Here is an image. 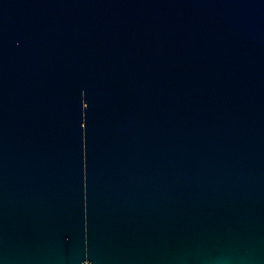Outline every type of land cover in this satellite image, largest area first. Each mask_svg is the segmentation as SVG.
I'll return each instance as SVG.
<instances>
[{"label": "water", "instance_id": "95a60500", "mask_svg": "<svg viewBox=\"0 0 264 264\" xmlns=\"http://www.w3.org/2000/svg\"><path fill=\"white\" fill-rule=\"evenodd\" d=\"M0 264H264V0H0Z\"/></svg>", "mask_w": 264, "mask_h": 264}]
</instances>
